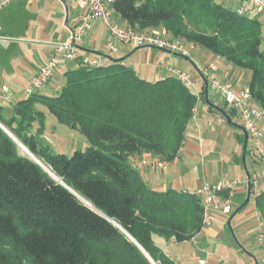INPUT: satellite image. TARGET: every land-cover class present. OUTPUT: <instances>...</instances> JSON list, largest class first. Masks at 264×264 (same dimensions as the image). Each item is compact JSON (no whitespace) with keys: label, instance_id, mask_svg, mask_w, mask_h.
<instances>
[{"label":"trees","instance_id":"obj_1","mask_svg":"<svg viewBox=\"0 0 264 264\" xmlns=\"http://www.w3.org/2000/svg\"><path fill=\"white\" fill-rule=\"evenodd\" d=\"M112 9L132 29L161 28L249 72L254 104L264 108L262 24L255 16L239 17L212 0H116ZM197 101L175 77L150 82L123 62L92 68L76 60L57 96L35 94L15 104L11 118L0 115V125L63 184L0 127V264H151L129 237L154 263L176 264L153 237L186 242L200 233L201 198L149 189L128 157L145 152L172 162ZM35 104L77 128L90 147L67 157L41 146ZM218 108L236 114L224 103ZM254 204L264 223V190Z\"/></svg>","mask_w":264,"mask_h":264},{"label":"crops","instance_id":"obj_2","mask_svg":"<svg viewBox=\"0 0 264 264\" xmlns=\"http://www.w3.org/2000/svg\"><path fill=\"white\" fill-rule=\"evenodd\" d=\"M15 1H19L21 5L30 6L29 8L33 11L36 10V16L32 20V24L35 27L23 26L22 29L25 33L30 32V38L23 36V34H5L9 31L12 24L15 26L19 24L15 20V18L19 19L16 15L18 11L13 14L12 10L14 6L18 5ZM57 1L60 3L59 0ZM231 1H234L237 6L235 0H223L224 3ZM45 5V0H10L0 10V115L4 119L12 117L13 106L15 104L30 97L28 89L31 86V79L38 73L40 67L59 45L71 43L72 35L67 26L73 28L75 31L78 14L86 12L85 10L80 11L76 4H71L73 5L71 8L73 10L72 23L69 25L63 22L64 29H61L59 24H61L63 16H60V11L57 10V14L52 12L53 14L44 16V12L42 11ZM62 6L64 7V5ZM69 12L70 8L68 7V14ZM252 16L261 17L257 14H253ZM118 24L124 28L128 27L122 20ZM261 24L262 47H264L263 18ZM157 29L153 30L157 31ZM85 35V44L80 45V47L89 52L77 50L79 54L87 58H105L106 55L102 54V49L105 48L108 52L106 46L108 36L104 27L101 24H93L91 29L81 37V40L84 39ZM90 51L100 55L93 54ZM123 57H126L123 61L124 66L132 68L141 79L150 82L167 77H175L168 70V67L179 69L182 73L186 71L184 74L188 76L192 83L189 89L198 99L192 119L188 123L185 132L183 145L177 157L172 162H165L166 165L162 170L137 169L136 163L144 155H147L149 160L162 162L157 156L143 152L128 157V163L131 168L139 173L141 179L149 189L159 192L171 189L182 193H193L205 185L220 180H235L237 184L234 187L232 200L235 210L238 207L236 205L237 200L243 202L247 197V178L246 175H242L239 172L240 165L244 168L242 165L243 143H241V139H244V137L240 129L243 126L236 114L232 118L228 117L231 124L227 123L226 119L215 108H211L201 98L204 87L200 73L203 69H208L209 72L214 73L221 81L228 83L236 93L248 86L250 73L235 67L223 58L202 48L190 55V64L197 72L192 78L188 75L190 72L187 63L188 59L185 60L178 55L149 47L140 48L132 45H119L117 46L116 53L111 58L117 60ZM75 63L76 61L69 62L66 68L75 66ZM57 71L58 69L55 74ZM66 71L63 72L65 73ZM64 73L60 85H57L51 79L37 95L45 97L57 96L64 82ZM210 99L219 101L208 89V100L215 106L216 104L212 103ZM215 107H220V105H216ZM227 108L229 109V107ZM220 118H223V120L219 121L218 119ZM233 118L237 119L239 126L233 124ZM248 144V152L245 156V164L250 169L248 173L250 174L254 171L262 172L264 165L261 163L259 156L249 141ZM260 146L264 150V127ZM257 190L259 193L264 190V177H261L259 180ZM251 196H253L251 207L247 209L245 205L232 219V221L237 219L234 227L235 234L245 245L248 244V247L251 246L252 237L257 232L264 233V223L258 217L254 204L255 195H250L249 202ZM219 198L220 196H217L215 200H219ZM224 215L219 212H211L209 216L210 222L203 225L200 233L189 241L176 242L173 239L166 240L159 237L165 240L163 243L161 242L163 247L156 245L176 264H179L177 258L174 254L169 253V250L174 248L176 244H184L185 247H188V250L183 249L184 252H187L184 254H188L183 256V261L188 262L187 264H197L199 260H203L207 264H220L222 261L226 264H234L226 258L228 255L229 257H233L237 264H240L238 263L237 249H234L230 244H225L227 238L224 233V227L229 217L226 219ZM154 242L157 243L155 239ZM253 261L255 264V260Z\"/></svg>","mask_w":264,"mask_h":264},{"label":"built area","instance_id":"obj_3","mask_svg":"<svg viewBox=\"0 0 264 264\" xmlns=\"http://www.w3.org/2000/svg\"><path fill=\"white\" fill-rule=\"evenodd\" d=\"M65 1L68 4H76L80 11H86L85 13L78 14L77 27L72 37V41H74L75 44L91 29L93 24H101L107 33L108 42L106 46L111 53H115L119 45H132L140 48H154L189 59L191 52L199 49L194 43L172 39L154 30L137 31L130 27H121L116 22L112 9L116 0ZM212 1L217 3L220 0ZM235 1L237 2V6L233 12L235 15L244 17L257 14L264 19V0ZM9 2L10 0H0V10ZM76 60H80L82 64L92 68L104 66L108 61L104 57L87 58L81 56L76 49L70 47V44L59 45L40 67L38 73L31 79V86L28 89V94L30 96L37 94L51 81L54 73L59 67L66 66L69 62ZM168 70L185 86L189 87L192 85L188 76L179 69L168 67ZM200 74L206 79L210 92H212L218 100L222 101V103L233 110L241 120L244 130L248 134V141L251 143L261 163L264 165V150L260 146V140L263 137L264 108L255 106L248 86L236 93L228 83L221 81L214 73L209 72L208 69H203ZM218 120L221 121L223 118ZM147 157V155H144L136 163L137 169L149 168L153 171L164 169L166 165L165 162L152 161ZM261 177H264V169L262 172L254 171L250 173L249 179H247V183L249 182L255 196L259 195L257 186ZM236 184L237 181L235 180H220L205 185L193 193H183L201 198L203 205L202 223L206 225L210 222L209 216L211 212H219L228 215L234 211L232 200ZM223 194H225L224 197ZM217 196H220L219 200H215ZM257 215L260 217L258 212ZM258 241L264 247V233L259 235ZM197 264L207 263L203 260H199ZM220 264L226 263L222 261ZM262 264H264V258Z\"/></svg>","mask_w":264,"mask_h":264},{"label":"rangeland","instance_id":"obj_4","mask_svg":"<svg viewBox=\"0 0 264 264\" xmlns=\"http://www.w3.org/2000/svg\"><path fill=\"white\" fill-rule=\"evenodd\" d=\"M15 3L18 5L14 6V8L12 10H13V14H15V12L18 11L16 13V15L18 16L19 19L15 18V20H16V22H19V24H18V26H15L12 24L9 28V31L6 32L5 34H9V35L23 34V36H28V38H30V32L25 33L24 30H22V29H23V26L24 27L25 26L30 27V28L35 27L32 24V20H34V18L36 16V12H35L36 10L33 11L29 8L30 6H24L23 4L21 5L19 3V1H15ZM45 4L46 5L42 11V12H44L43 13L44 16L45 15L49 16L52 12L57 14L56 13L57 10L60 11V13H61L60 16H63V20H62L61 24H59V26L61 27V29H64L63 22H64V19L66 17L64 7L57 0H45ZM217 4L221 5L222 7H225V9H227L228 11H231V12H234L235 7H236L234 1L224 3L223 0H220L217 2ZM72 6L73 5L68 4V7L70 8V12L68 14V24L69 25H71L72 17H73V10L71 9ZM19 10H20V12H19ZM256 18L260 22L262 21L261 17L257 16ZM116 22L120 23V19L116 18ZM156 32L163 34V31L161 28L157 29ZM86 35H85L84 39H82V40L80 39L79 41L76 42L77 46L80 47V45L85 44ZM199 50H200V48H199ZM199 50H196V51H199ZM196 51L191 52V55ZM115 53H111L109 50L107 52V50L105 48L102 49V54L106 55V56L108 55L109 57L113 56ZM183 59H185V58H183ZM187 63H188L189 68H190V70H189L190 72L188 75L190 78H192L193 76H195L197 74V72L192 67V65L190 64V59L187 60ZM71 67H75V66L73 65ZM71 67H67V68H66V66L65 67L64 66L59 67L57 73L56 74L54 73V75L52 77V81H54L57 85H60L62 82V77H63V73H64L63 71L68 70ZM185 72L186 71H183V73H185ZM210 100L212 103L214 102V104H216V105H220V106L223 105L222 101H220V100L219 101H216L214 99H210ZM33 112L37 116L38 119H40V117H43L42 124H40L39 121H35V123L33 124V126H34L33 132L34 133H35V131L37 132V129H39L41 127V132L39 134L40 145L48 147L53 154H63L67 157H70V156H72V154L74 152L85 151L87 148L90 147V144L87 141V139L80 133V131L77 128L72 129L66 125L59 124L55 120V118L53 116H51L46 105L35 104ZM232 122H233V124L239 126V122L237 121L236 118L235 119L233 118ZM20 153L26 155L21 150H20ZM33 158L39 162L38 158H36L34 156H33ZM41 165L44 166L43 164H41ZM245 167H246V170L248 172H250L248 165H246ZM44 168L47 169L45 166H44ZM239 172L242 173V175H245V170L241 165L239 168ZM245 200L246 199H244L243 202L237 200L236 205L238 207H240L241 205L244 204ZM252 204H253V196H251L250 202L246 205L245 208H247V209L250 208ZM238 207H236L235 209H237ZM224 216L227 219V217H229L230 215L227 216L225 214ZM236 220L237 219L233 220L231 225H230L231 231L226 226L224 227V233L226 234V238H227V241L225 244H230L234 247V249H237V253H238L237 257L239 259L238 263H240V264H254L253 260H255L257 264H262V260L264 257V249H263L262 244L258 241V237L263 232H261V233L257 232L255 234V236L252 237L251 246L248 247V244L245 245L241 241V239L235 234L234 227H235ZM153 238L156 240V242H157L156 244L158 246L163 247L162 243H163V241H165L164 239L156 237V236H154ZM187 248L188 247H185L184 244H176V246L174 248L169 250V253H171L172 255L174 254V256L177 258V261L179 262V264H187L188 262L183 261V259H184L183 256L188 255V254H184L187 252H184L183 249L188 250ZM228 257H229V255L226 257L229 260V262H233L234 264H237L236 260L233 257H231V256L229 258ZM155 264H157V263H155Z\"/></svg>","mask_w":264,"mask_h":264},{"label":"water","instance_id":"obj_5","mask_svg":"<svg viewBox=\"0 0 264 264\" xmlns=\"http://www.w3.org/2000/svg\"><path fill=\"white\" fill-rule=\"evenodd\" d=\"M60 1V3L62 4V5H64V7H65V12H66V17H65V21H64V23L65 24H68V6H67V2L65 1V0H59ZM67 28L69 29V31H70V33H71V35H72V37H73V35H74V29L73 28H70L69 26H67ZM70 47H72V48H74V49H76V50H78V51H82V52H89V51H87L86 49H84V48H81V47H79V46H77L75 43H74V41H71V43H70ZM91 53H93V54H98V53H96V52H92V51H90ZM98 55H100V54H98ZM107 59L108 60H110V61H116V62H123L125 59H126V57H123V58H121V59H112L111 57H108L107 56ZM202 83H203V86H204V98H205V102H206V104L207 105H209V106H211V104L209 103V101H208V83H207V81H206V79L205 78H203L202 77ZM213 108H215L225 119H226V121H227V123H229V124H231V122H230V119L228 118V116L226 115V113L222 110V109H220V108H218V107H215V106H213ZM0 127H2V129L8 134V135H10L12 138H13V140L15 141V143L17 144V146L20 148V147H23L22 146V144H20L3 126H1L0 125ZM241 129V131H242V133H243V137H244V139H243V149H242V165L244 166V170H245V175H246V178L247 179H249V173H248V171L246 170V167H245V156H246V152H247V146H248V134H247V132L244 130V128H240ZM24 149H25V151L27 152L26 153V155L29 157V158H31L34 162H36L40 167H42L43 169H44V171L50 176V177H52L55 181H57L58 183H60L61 185H63L56 177H54L47 169H45L44 168V166H42L41 165V163L40 162H38V161H36L34 158H33V156L28 152V150L25 148V147H23ZM68 189V188H67ZM69 190V189H68ZM70 192H72L71 190H69ZM73 193V192H72ZM74 194V193H73ZM250 195H251V187H250V185H249V182L247 183V197H246V200H245V202H244V204L243 205H241L240 207H238L237 209H235L233 212H232V214L229 216V218L227 219V221H226V227L228 228V229H230V231H231V227H230V223H231V221H232V219L234 218V216L245 206V205H247L248 204V202H249V198H250ZM86 203V202H85ZM92 208V207H91ZM92 209H94V208H92ZM129 239H130V241L132 242V243H134L136 246H137V248L142 252V254L148 259V261L151 263V264H155L150 258H149V256L142 250V248H140L139 246H138V244L134 241V240H132L130 237H129ZM255 264H257L256 263V261H255Z\"/></svg>","mask_w":264,"mask_h":264},{"label":"bare ground","instance_id":"obj_6","mask_svg":"<svg viewBox=\"0 0 264 264\" xmlns=\"http://www.w3.org/2000/svg\"><path fill=\"white\" fill-rule=\"evenodd\" d=\"M20 150H21L22 152H24L25 154L27 153L23 147H20Z\"/></svg>","mask_w":264,"mask_h":264}]
</instances>
